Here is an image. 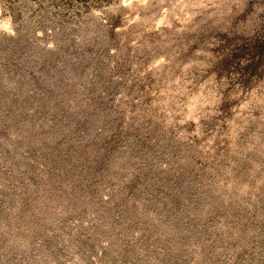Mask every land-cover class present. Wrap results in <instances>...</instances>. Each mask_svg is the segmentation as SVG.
I'll list each match as a JSON object with an SVG mask.
<instances>
[{"label": "rangeland", "instance_id": "374dc122", "mask_svg": "<svg viewBox=\"0 0 264 264\" xmlns=\"http://www.w3.org/2000/svg\"><path fill=\"white\" fill-rule=\"evenodd\" d=\"M0 264H264V0H0Z\"/></svg>", "mask_w": 264, "mask_h": 264}]
</instances>
